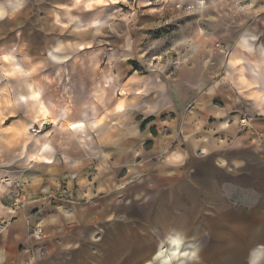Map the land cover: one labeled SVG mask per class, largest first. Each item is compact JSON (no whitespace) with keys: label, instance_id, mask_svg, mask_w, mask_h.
<instances>
[{"label":"rangeland","instance_id":"obj_1","mask_svg":"<svg viewBox=\"0 0 264 264\" xmlns=\"http://www.w3.org/2000/svg\"><path fill=\"white\" fill-rule=\"evenodd\" d=\"M0 5L6 7L0 18V83L9 80L16 95L30 94L32 101L20 106L21 112L7 124L39 116L37 107H44L40 83L57 93L89 92L97 97L109 76L120 81L130 74H154L172 88L178 82L210 87L224 76V65L241 34L254 27L258 44L264 45V0H0ZM119 61L121 74L115 70ZM197 91L191 92V99ZM111 92L118 93L114 86ZM227 100L236 103L231 115H239L238 131L214 151L202 153L203 159L192 153L189 176L197 185L190 180L196 191L191 213L183 217L167 198L171 210L163 207L168 222L188 227L189 233H169L162 239L140 211L153 194L167 192L171 183L164 178L181 181L187 176L183 168L173 173L161 168L180 140L175 114L164 112L160 121L155 117L159 129H151V140L143 141L132 161L100 163L96 157L94 167L85 168L82 183L65 174L55 182L54 191L41 195L39 203L53 207L62 227H45L42 219L27 222L31 259L36 264H233L236 260L212 253L215 246L232 239L242 248L239 256L241 239L254 231L236 226L232 217L251 219L264 194V130L256 128L255 118L246 116L239 98ZM193 106L191 100L188 110ZM166 121L173 125L160 124ZM153 147L157 150L151 152ZM18 175L16 169H0V184L14 195L7 201L14 206H22L16 198L24 194L25 183ZM200 181L207 183V192ZM211 205L216 210H206ZM5 225L0 223V232L7 229ZM236 227V236L204 248ZM257 227H264V221ZM256 235L258 240L246 243L245 252L264 249V233L258 230ZM201 249L196 255L195 250Z\"/></svg>","mask_w":264,"mask_h":264},{"label":"crops","instance_id":"obj_2","mask_svg":"<svg viewBox=\"0 0 264 264\" xmlns=\"http://www.w3.org/2000/svg\"><path fill=\"white\" fill-rule=\"evenodd\" d=\"M5 8L0 5V18L4 17ZM241 35L224 65V76L210 87H191L185 86L184 82H178L172 88L154 74H130L126 80L120 81L112 80L109 76L103 86V94L97 97L89 92L79 96L67 95L65 91L57 93L58 90L54 92L50 86L40 83L39 100L48 111V117H43L37 105L39 116L23 118L22 124L15 120L7 124L21 112L20 106L23 107L32 101L30 94L16 95L14 87L12 89L9 85V80L0 83V169L7 168L8 172L16 169L19 173L17 178L25 183L22 187L24 194L21 199L16 198L22 201V206L7 202L14 198V195L8 192V187L0 184V223H6L7 227L4 232H0V264H36L31 259L32 242L27 237V222L42 219L45 227H62L57 222L60 217L56 215L53 207L39 203L41 195L54 191L55 182L65 174L82 183L85 168L94 167L92 162L96 157L100 163L110 160L132 161L141 151L143 141L151 140V129L154 126L159 129L155 117L160 114L162 116L164 112L175 114L172 119L177 120L180 140L165 156L161 168L170 173L176 168H183L187 176L181 181L174 180L175 177L164 178L171 183L167 192H158L157 196L153 194L140 211L147 225L153 224L150 229H157L158 237L162 239L168 238L169 233H176L177 236L184 231L189 233L188 227L168 222L167 214L162 213L165 210L163 207L171 210L166 204L167 198L173 206L183 211V217L191 213V204L196 196L193 185H197V182L193 181L195 179L189 176L192 153H199L203 159L202 153L214 151L228 136L237 134L238 131L239 115H231L236 103L227 99L231 100L233 96L239 98L240 103L245 106L246 116L255 118L256 128L264 130V45L258 44V34L254 27ZM251 56L254 59H251ZM119 62L115 70L121 74L122 66L121 61ZM113 86L118 91L116 95L111 92ZM194 91L197 93L191 99V92ZM119 92L125 96L122 97ZM191 100L194 106L188 110ZM164 123L173 125L169 121L160 124ZM212 135H217L220 139L212 140ZM154 149L153 147L151 152H154ZM257 155L254 160L259 161L260 153ZM254 166L259 167L257 164ZM200 182L204 186L201 187L202 191L207 192V183ZM262 190L264 193L263 187ZM215 206H208L206 210H216ZM253 210L251 219L230 216L236 226L254 228V231L248 233V237L241 239L242 253L238 256L242 248L237 242L226 239L215 246L212 253L214 256L219 255L222 260H236L233 264H264V249L250 248L245 252L246 243L251 244L258 240L256 232L261 230L262 234L264 233V227H257L261 220L264 221V194ZM222 215L220 214L219 218H222ZM186 220L184 218V223ZM239 227H236L232 234H224L212 244H205L204 248L213 246L218 240L229 235L236 236ZM150 237L152 236L149 235ZM176 242V239L173 240V243ZM230 242L234 243L233 246L226 248ZM256 249L260 250V254L253 259L251 255ZM202 251L195 250L196 255ZM230 251L235 254L226 257ZM157 253L160 254V248ZM191 254L192 252L189 255ZM198 258L204 262L201 257Z\"/></svg>","mask_w":264,"mask_h":264},{"label":"bare ground","instance_id":"obj_3","mask_svg":"<svg viewBox=\"0 0 264 264\" xmlns=\"http://www.w3.org/2000/svg\"><path fill=\"white\" fill-rule=\"evenodd\" d=\"M39 108H40V109H39L40 112H42V111H43V112H46V111H47L46 108L43 107V106H39ZM233 244H234L233 242L227 243L226 248H231V247L233 246ZM232 253L235 254L234 251H230V252L227 254L226 257H229L230 254L233 255ZM259 254H260V252L256 250V251L252 252V255H251V256L253 257V259H255V258L259 257Z\"/></svg>","mask_w":264,"mask_h":264},{"label":"snow or ice","instance_id":"obj_4","mask_svg":"<svg viewBox=\"0 0 264 264\" xmlns=\"http://www.w3.org/2000/svg\"><path fill=\"white\" fill-rule=\"evenodd\" d=\"M98 2H100V0H98Z\"/></svg>","mask_w":264,"mask_h":264}]
</instances>
